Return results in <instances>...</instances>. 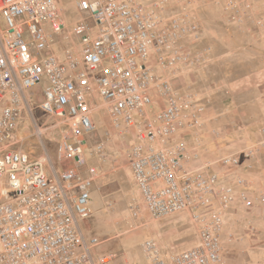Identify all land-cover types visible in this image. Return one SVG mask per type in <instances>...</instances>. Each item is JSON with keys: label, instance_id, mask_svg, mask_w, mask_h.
Masks as SVG:
<instances>
[{"label": "built area", "instance_id": "1", "mask_svg": "<svg viewBox=\"0 0 264 264\" xmlns=\"http://www.w3.org/2000/svg\"><path fill=\"white\" fill-rule=\"evenodd\" d=\"M195 3L173 9L170 0H78L92 22L68 29L55 0H0V264H123L96 254L99 239L86 238L79 223L92 214L90 189L99 175L93 166L86 176L78 169L96 130L97 101L106 104L111 125L132 137L127 161L149 215L187 210L198 230L195 246L166 257L154 238L143 240L144 264H224L227 211L236 202L264 207V191L237 173L238 155L219 160L227 168L222 176L187 143L206 111L203 98L175 83L206 63L195 48ZM42 83L39 109L67 128L57 144L59 166L49 155L31 158L16 148L23 111L32 113L31 90ZM153 96L162 102L154 114ZM106 140L94 144L100 160Z\"/></svg>", "mask_w": 264, "mask_h": 264}, {"label": "rangeland", "instance_id": "2", "mask_svg": "<svg viewBox=\"0 0 264 264\" xmlns=\"http://www.w3.org/2000/svg\"><path fill=\"white\" fill-rule=\"evenodd\" d=\"M68 29L77 21L90 18L77 8L78 0H55ZM176 9L185 0H170ZM199 25V41L195 48L206 57L205 65L175 79L180 88H190L206 105L204 123L195 134L186 137L189 147L197 148L201 157L214 162V168L225 175L227 168L219 164L222 157L238 155L239 175L250 181L252 190L264 191V0H195ZM50 31V27H46ZM59 52V47L55 46ZM43 83L31 90V115L27 110L16 132L17 149L31 158L49 155L57 163V144L67 130L55 117L39 109ZM151 107L156 113L161 100L153 96ZM102 105L93 115L96 130L87 139L84 163L79 172L86 176L88 167H96L98 178L91 187V216L80 220L86 238L97 237L96 254L111 253L123 264H144L141 243L154 238L163 257L198 243L197 227L189 211L153 219L133 181L127 161L132 137L111 125ZM151 114V116L153 115ZM35 120L36 128L33 122ZM59 126V127H57ZM41 132L42 135H39ZM106 140L107 157L93 154L94 144ZM256 148L255 156L245 152ZM252 164L253 169L247 166ZM62 168L69 164L62 163ZM131 206L137 215H133ZM204 211V210H203ZM264 207L247 208L233 203L226 214L222 235L224 264H264ZM232 234L230 240L228 235Z\"/></svg>", "mask_w": 264, "mask_h": 264}, {"label": "bare ground", "instance_id": "3", "mask_svg": "<svg viewBox=\"0 0 264 264\" xmlns=\"http://www.w3.org/2000/svg\"><path fill=\"white\" fill-rule=\"evenodd\" d=\"M99 107H102V105H100ZM38 134H39V135H42V133H41V132H38Z\"/></svg>", "mask_w": 264, "mask_h": 264}]
</instances>
